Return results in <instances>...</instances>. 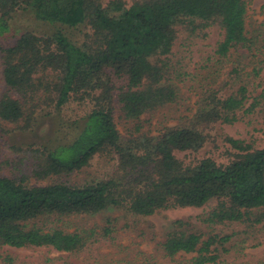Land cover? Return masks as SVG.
Wrapping results in <instances>:
<instances>
[{"label": "trees", "instance_id": "trees-1", "mask_svg": "<svg viewBox=\"0 0 264 264\" xmlns=\"http://www.w3.org/2000/svg\"><path fill=\"white\" fill-rule=\"evenodd\" d=\"M108 9L100 0H0V36L11 30L18 11L47 29L40 35L17 32L12 45L0 46L7 89L0 97V123L27 132L39 116L59 112L71 98L83 94L91 103L89 113L64 133L67 140L31 151L33 176L44 180L70 175L96 156L116 160L113 175L83 185L28 186L0 177V249L47 247L80 253L97 241L94 232L29 224L109 208L149 217L214 201L201 220L206 228L237 224L245 234L264 229V146L226 138L233 152L223 164L211 158L185 164L175 155L199 151L205 143L200 132L204 126L264 124V61L253 68L251 84H236L233 79H238L242 64L237 58L231 81L205 90L203 108L188 124L167 126L157 137L141 133L144 115L176 99L169 82L179 75L170 56L179 34H185L184 42L204 40L205 30L217 26L221 39L213 55L218 60L240 51L258 56L257 38L248 37L246 30L247 1L140 0L126 8L114 0ZM77 30L72 37L70 31ZM117 113L133 124L127 141L117 129ZM171 228L156 249L169 260L192 255L186 264H218L232 238L196 231L180 219ZM110 234V228H103L100 237ZM0 263L14 262L0 253Z\"/></svg>", "mask_w": 264, "mask_h": 264}, {"label": "rangeland", "instance_id": "rangeland-1", "mask_svg": "<svg viewBox=\"0 0 264 264\" xmlns=\"http://www.w3.org/2000/svg\"><path fill=\"white\" fill-rule=\"evenodd\" d=\"M111 1L114 0H100V4L109 10ZM121 1L127 8L140 0ZM246 1V30L248 37L257 38L260 48L258 56L253 57L240 51L232 52L226 59L218 60L213 55L216 43L221 39V32L217 26L205 30L207 37L204 40L184 42L185 34H179L170 56L171 63L179 75L169 82L176 91V99L173 103L144 115L141 118V133L157 137L167 126L188 124L203 108V92L216 90L226 81H231L229 74L236 66L234 60L237 58L242 64L238 63L239 76L237 80L233 79L234 83L253 82L251 76L253 68L264 61V0ZM23 31H33L40 35L46 33L47 29L35 25L29 20L28 15L18 11L13 15L11 30L0 36V46L10 45L14 42L17 32ZM70 33L74 37L79 31ZM256 89L261 90L259 87ZM6 90L1 77L0 63V97ZM90 110V101L81 94L71 98L59 112L53 111L50 115L39 116L36 124L27 132L14 130L15 125L0 123V177L23 180L28 186H42L54 182L83 185L113 175L116 160L102 156L94 157L86 168L70 175L39 180L32 174L31 151L48 142L54 144L67 140L63 137L64 133L72 130L69 129L70 124L80 121ZM115 122L123 141H127L133 124L122 119L118 113ZM200 132L205 137V143L199 151L175 154L185 164L203 158H211L217 164L225 163L233 152L225 141L226 138L243 140L257 148L264 146V124L260 121L252 124L244 122L233 125L213 124L200 128ZM214 206L215 202L212 201L202 208L163 210L149 217L133 215L123 208H109L97 214L63 217L57 220L51 218L49 222L47 219L38 220L29 225L43 228L54 225L69 232L74 230L94 232L97 241L89 243L86 249L77 254L57 252L47 247L27 249L3 247L0 253L12 258L13 264H147V259H150L149 264H186L192 255H178L169 260L156 249V244L163 241L171 231L172 222L180 219L202 233L213 232L232 236L230 242L224 245L226 251L220 253L218 264H264V229L247 234L243 233V227L237 224L208 229L201 220ZM103 228L111 229V234L106 238L100 237Z\"/></svg>", "mask_w": 264, "mask_h": 264}]
</instances>
